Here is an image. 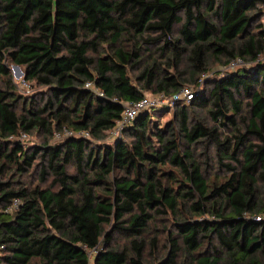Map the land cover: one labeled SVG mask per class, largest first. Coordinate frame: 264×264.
Masks as SVG:
<instances>
[{"label":"trees","instance_id":"16d2710c","mask_svg":"<svg viewBox=\"0 0 264 264\" xmlns=\"http://www.w3.org/2000/svg\"><path fill=\"white\" fill-rule=\"evenodd\" d=\"M190 85L107 142L126 103ZM263 213L264 0H0V264H264Z\"/></svg>","mask_w":264,"mask_h":264},{"label":"built area","instance_id":"2783aa9c","mask_svg":"<svg viewBox=\"0 0 264 264\" xmlns=\"http://www.w3.org/2000/svg\"><path fill=\"white\" fill-rule=\"evenodd\" d=\"M245 64L246 63L241 58H237L232 60L228 64V68L231 70H235L237 67ZM16 83H17V88L25 89L27 91H29L31 87L30 83L24 78V76L16 80ZM86 87L93 88L96 92H99V94L101 95L103 94L101 91L94 88L91 82H87ZM193 97H194V89H192V87L191 88L184 87L182 90H180L178 93H176L171 97H165L163 94H156L153 97L145 96L139 101L126 103L124 105V110L121 119L117 122L115 128L109 132L112 134L113 139L117 137H121L125 126L130 125L136 119V117L143 111L164 107L165 105L163 106L162 104L165 103L167 104L169 103L171 106H173L174 102L177 100H184L186 102H189ZM76 135H83L84 137H87L89 133L85 131L81 133H76L70 129L65 128L62 131L55 132L54 139L57 142V141H61L62 139ZM27 138H28V134L24 132L19 133L18 136H11V139L21 140V141H24ZM18 204H19V200L15 199L12 202V204H10L5 209V211H12L17 207ZM256 219L259 221L264 220V213L262 215L256 216ZM3 250H4V246L0 245V255L2 254Z\"/></svg>","mask_w":264,"mask_h":264},{"label":"rangeland","instance_id":"374dc122","mask_svg":"<svg viewBox=\"0 0 264 264\" xmlns=\"http://www.w3.org/2000/svg\"><path fill=\"white\" fill-rule=\"evenodd\" d=\"M11 66H13V65H11ZM248 66H249V64H248V62H246L245 65L239 66L235 70H238L241 68H247ZM211 69L212 70H210V72L207 75L208 77L218 78L219 76H221L222 73H228L230 71H233V70L228 68V64H224L221 62H214L212 64ZM11 72H12V77H13L15 82H16V80H18L19 78L24 76V69L22 67H20V69H11ZM29 83L31 85L29 91H27L25 89L18 88V93L21 95L22 99H24V100L30 99L31 97H33L35 94L39 93L42 90V87L35 84L34 82H29ZM188 87H190V88L192 87V89H193L194 86L190 85ZM155 95H156L155 93L145 92L146 97H153ZM179 101H184V100H179ZM162 105L163 106L165 105V106L161 107V108L150 109V111H151L153 124H156V125L160 124L161 126H164L168 122L171 121L172 116H173L174 106H171L169 103L168 104L165 103ZM107 138H108L107 142H109V144H113V137H112V134L110 132H109V135ZM43 139H44L43 134L37 133L34 131L28 135V138L25 139L24 142L26 143L27 147H32L34 145H38L41 142H43ZM50 142L53 144L57 143L54 138L51 139ZM221 171L222 170H219V168L216 165H212V167L209 169V173L216 172V173L222 175L224 172H221ZM38 180H39V171L36 170L35 173L32 174V176L30 178H28V181H30V183L34 182L33 184L36 185ZM156 226L159 230H157L155 234H159V238H160L159 255L163 257V256H165V254L168 251V241H167L168 231L164 230L165 229L164 227H168V229L170 230L171 229L170 228L171 227L170 221H169V219L159 221V222H157ZM89 255L92 257L94 255V252L90 251ZM149 261H151V264H153L152 258H149ZM90 264H93V262L91 261Z\"/></svg>","mask_w":264,"mask_h":264},{"label":"water","instance_id":"95a60500","mask_svg":"<svg viewBox=\"0 0 264 264\" xmlns=\"http://www.w3.org/2000/svg\"><path fill=\"white\" fill-rule=\"evenodd\" d=\"M11 69H20V66H18V65H13V66L11 67Z\"/></svg>","mask_w":264,"mask_h":264}]
</instances>
